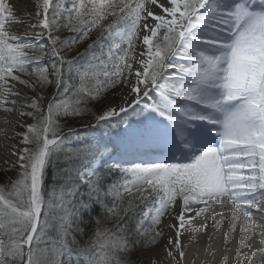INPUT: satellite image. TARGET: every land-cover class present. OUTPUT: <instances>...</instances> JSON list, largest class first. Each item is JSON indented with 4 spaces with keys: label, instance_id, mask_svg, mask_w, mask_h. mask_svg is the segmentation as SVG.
I'll list each match as a JSON object with an SVG mask.
<instances>
[{
    "label": "snow or ice",
    "instance_id": "1",
    "mask_svg": "<svg viewBox=\"0 0 264 264\" xmlns=\"http://www.w3.org/2000/svg\"><path fill=\"white\" fill-rule=\"evenodd\" d=\"M0 153V264H264V0H0Z\"/></svg>",
    "mask_w": 264,
    "mask_h": 264
},
{
    "label": "bare ground",
    "instance_id": "2",
    "mask_svg": "<svg viewBox=\"0 0 264 264\" xmlns=\"http://www.w3.org/2000/svg\"><path fill=\"white\" fill-rule=\"evenodd\" d=\"M14 3H16V0H13ZM0 155H2V153H0ZM165 223H167V221H165ZM224 230H227L230 225L228 224V222L225 220L224 222ZM209 224V230H211V227H212V221L209 220L208 222ZM239 229L237 228V231ZM185 239H187V234L185 236ZM195 241L196 243L192 246V250L189 252V255H188V261L191 262L194 258L196 259V264H200V258L199 257H194L193 256V252H195V249L196 248H199L201 250V257H202V254H203V247L206 243V240L200 236V235H196L195 236ZM221 241H222V237H221Z\"/></svg>",
    "mask_w": 264,
    "mask_h": 264
},
{
    "label": "rangeland",
    "instance_id": "3",
    "mask_svg": "<svg viewBox=\"0 0 264 264\" xmlns=\"http://www.w3.org/2000/svg\"><path fill=\"white\" fill-rule=\"evenodd\" d=\"M77 130L79 131L78 135H80L81 137L87 138V140H89L91 142H105L109 138L102 131H100V130L93 131V130H90L88 127H85V126H81ZM112 139H115V137H112Z\"/></svg>",
    "mask_w": 264,
    "mask_h": 264
},
{
    "label": "trees",
    "instance_id": "4",
    "mask_svg": "<svg viewBox=\"0 0 264 264\" xmlns=\"http://www.w3.org/2000/svg\"><path fill=\"white\" fill-rule=\"evenodd\" d=\"M50 94V93H49ZM87 125V120H83V121H76L72 124V126L77 130L79 127L81 126H86ZM97 131V130H96ZM101 131V130H100ZM78 130H77V135H78ZM73 146H77V145H73ZM47 180H48V184L51 185L53 183V169L49 168L48 170V176H47ZM81 191H83V189H81ZM95 213H88L87 215L84 216V220H83V224L81 225V227L85 228V230H90L91 228V221L89 220V216H94Z\"/></svg>",
    "mask_w": 264,
    "mask_h": 264
}]
</instances>
